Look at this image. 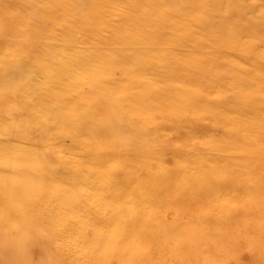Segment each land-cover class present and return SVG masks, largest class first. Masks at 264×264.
<instances>
[{"label": "bare ground", "instance_id": "obj_1", "mask_svg": "<svg viewBox=\"0 0 264 264\" xmlns=\"http://www.w3.org/2000/svg\"><path fill=\"white\" fill-rule=\"evenodd\" d=\"M264 264V0H0V264Z\"/></svg>", "mask_w": 264, "mask_h": 264}, {"label": "rangeland", "instance_id": "obj_2", "mask_svg": "<svg viewBox=\"0 0 264 264\" xmlns=\"http://www.w3.org/2000/svg\"><path fill=\"white\" fill-rule=\"evenodd\" d=\"M48 263H49L48 260L45 258L44 264H48Z\"/></svg>", "mask_w": 264, "mask_h": 264}]
</instances>
